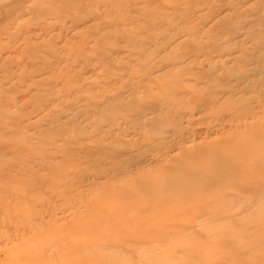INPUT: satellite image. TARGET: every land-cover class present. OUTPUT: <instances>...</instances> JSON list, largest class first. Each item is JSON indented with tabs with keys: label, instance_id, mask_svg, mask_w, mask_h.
Instances as JSON below:
<instances>
[{
	"label": "rangeland",
	"instance_id": "obj_1",
	"mask_svg": "<svg viewBox=\"0 0 264 264\" xmlns=\"http://www.w3.org/2000/svg\"><path fill=\"white\" fill-rule=\"evenodd\" d=\"M263 71L264 0H0V264H264Z\"/></svg>",
	"mask_w": 264,
	"mask_h": 264
},
{
	"label": "bare ground",
	"instance_id": "obj_2",
	"mask_svg": "<svg viewBox=\"0 0 264 264\" xmlns=\"http://www.w3.org/2000/svg\"><path fill=\"white\" fill-rule=\"evenodd\" d=\"M261 60H262V58H261ZM263 74H264V71H263ZM224 75H227L228 77H229V79H230V81L231 80H233V81H235L237 84H241V83H243L244 81H247V80H249V78H250V75L248 76V75H245V73L243 72V70H241V69H237V66H234V67H232V68H227V70H225V72L222 74H220L219 76H224ZM233 78V79H232ZM253 84H255V83H253ZM240 88V85H229V84H226L225 86L223 85L222 86V90H220L221 91V93H225V94H232V95H235V94H237V92L236 91H238V89ZM247 89H248V87H242V91L245 93V94H247L248 92H247ZM215 98L216 99H219V97L218 96H215ZM231 98L232 97H228V98H226V104H230V106H232L233 104H237V102H242L244 99L246 100V98H240V99H238V100H231ZM253 101V100H252ZM251 101V102H252ZM247 102H248V100H247ZM260 103V102H259ZM248 104V103H247ZM209 105V104H208ZM252 105V104H251ZM201 107H203V108H206V110H207V106L205 105H200ZM245 106V105H244ZM249 106V105H248ZM260 108V107H259ZM201 109V108H200ZM250 110L252 109V107L251 108H249ZM187 110V109H186ZM186 110H184V111H186ZM189 110V109H188ZM247 110V111H246ZM246 110H244V111H246V114H249V113H251L250 112V110H248V109H246ZM187 114V116H186V118H187V123H191L192 121H194V117H195V115L197 114V111H195V110H192L191 112H188V113H186ZM243 115H242V113H233L232 114V116H231V118L229 119V121H231V122H233V121H242L243 119H241V117H242ZM185 118V117H184ZM243 118V117H242ZM223 120H222V122H224L225 121V118H222ZM246 123H244V125H245ZM176 125V124H175ZM166 130H162L161 132L159 131V136H160V138H164V137H166ZM221 161H224V160H221ZM225 162V161H224ZM220 163V162H219ZM226 163H227V161H226ZM229 163V162H228ZM228 163H227V165H228ZM240 162H238V164H239ZM225 164V163H224ZM230 165V164H229ZM225 166H226V164H225ZM237 167V166H236ZM224 174V173H223ZM223 174H221V175H223ZM219 180H220V178H223L222 176H218L217 177ZM216 178V179H217ZM218 180V181H219ZM186 187H188V186H186ZM168 188V187H167ZM173 188V187H172Z\"/></svg>",
	"mask_w": 264,
	"mask_h": 264
}]
</instances>
